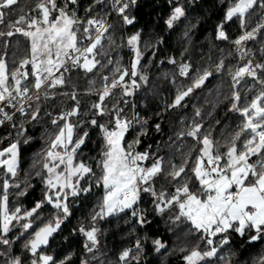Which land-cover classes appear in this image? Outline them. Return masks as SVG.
<instances>
[{"label":"snow or ice","instance_id":"obj_1","mask_svg":"<svg viewBox=\"0 0 264 264\" xmlns=\"http://www.w3.org/2000/svg\"><path fill=\"white\" fill-rule=\"evenodd\" d=\"M168 3L171 12L165 23L172 29L185 18L186 9L180 0ZM78 4L79 0L23 5L21 0H0V25L7 29L0 30V127L14 130V135L0 136V264H71L72 254L57 259L46 249L73 215V198L94 188L101 189L102 196L90 217L91 226L78 228L85 237V252L92 255L81 264L99 259L98 220L124 214L129 216L126 223L134 220L140 228L151 224L149 210L141 207L145 197L150 198L152 214H168L173 225L187 226V232L180 228L191 238L190 244L179 248L185 264H233L234 235L246 237L249 244H264V43L259 61L248 46L264 42V0L226 2L215 39L235 47L243 63L234 69L224 58L201 69L183 59L179 64L175 57L168 60L189 83L176 88L165 111L186 107V99L214 73L227 71L230 92L225 99L239 122L217 139L196 108L190 122L181 119L183 127L173 129L167 141L143 151L139 149L141 137L148 134V120L135 111L130 98L148 84L142 61L149 43L137 31L117 44L116 25L109 23L116 16L123 25H134L131 9L137 0H92L83 17L78 15ZM17 10L18 15L10 18ZM233 21L240 34L230 40L225 25ZM15 36L22 39H8ZM125 46L132 53L128 65L111 55L112 49ZM74 74L85 77L83 94L96 97L87 106H82ZM171 82L176 84L175 76ZM58 98L71 105L49 110ZM45 123L51 127L44 129V145L32 170L22 177L21 146L33 140L28 126ZM92 129L98 130L101 145L96 156L84 152ZM155 130L161 131L160 123ZM33 178L43 185L42 200L24 209L19 200L35 187ZM45 205L53 209L47 218L41 215ZM21 238L22 251L16 254L13 245ZM151 243L157 253L167 248L158 238ZM142 253L141 240L136 239L133 247L119 253L116 264H141ZM253 264H264V252Z\"/></svg>","mask_w":264,"mask_h":264},{"label":"trees","instance_id":"obj_2","mask_svg":"<svg viewBox=\"0 0 264 264\" xmlns=\"http://www.w3.org/2000/svg\"><path fill=\"white\" fill-rule=\"evenodd\" d=\"M26 2L34 3L35 0H21V5ZM58 2L62 3V0H58ZM180 2L185 6L186 16L172 29H169L165 23L171 12L168 0H137L136 6L131 9V15L136 18L134 25L125 26L116 16L109 19V23L116 25L113 35L117 44L137 31H141L142 40L149 43V48L145 50V58L142 61L143 71L149 78L148 84L141 87L134 98H130L134 99L136 103L135 111L142 118L148 120V134L141 137L140 151L145 150L149 145L155 148L157 144L167 141L169 136H172L173 129L179 130L183 127L180 123L181 119L190 122L196 108L201 109L205 128H211L213 136L217 139L230 126L239 122L238 115L228 111L230 102L225 99L230 92V76L227 71L219 74L214 73L201 89L195 90L186 99V107L165 111V106L172 101L176 88L181 83L184 85L189 83L187 79L178 76L177 66L168 63L169 58L175 57L177 64L183 59L190 62L195 69L213 66L220 58H224L225 64L233 69L243 63L238 59L236 49L229 41L215 39L216 26L224 19L227 0H180ZM91 3L92 0H79L78 15L83 17L85 15L83 10ZM98 11L102 12L104 9H98ZM17 15L18 10L13 12L10 18H15ZM0 30L6 31L7 29L0 25ZM225 31L230 40L235 39L240 34L238 22L233 21L226 24ZM185 32L188 33L187 37ZM8 39L15 42L22 38L15 36ZM261 43L264 42H249L248 45L257 61L261 59L259 51ZM153 52H155L154 57ZM111 55L115 59H120L124 65H128L132 57L126 46L112 49ZM165 74H167V78H165ZM174 76L176 84L171 82ZM72 80L81 93L82 106H87L96 99L95 96L83 94L87 87L83 74L79 76L74 74ZM248 83L251 81L249 80ZM62 105L70 106L71 101L58 98L56 107L49 110L59 111ZM131 112L132 110L129 109V114ZM217 120L220 121L219 124H216ZM156 123L161 124L160 132L155 130ZM50 127V123H45L42 126H28V135L32 136L33 140L31 143L21 146L20 175L22 177L26 172L32 170L33 160L44 145L42 139L44 129ZM10 134L14 135V130L10 127L0 129V136ZM90 135L91 140L87 143L84 152L88 156H96L101 147L98 130H90ZM134 136L135 132L130 133L127 139L131 141ZM31 182L35 187L29 189L28 195L19 200L24 209H31L36 202L42 200L43 185L38 178H33ZM101 196L102 190L94 188L86 196L82 194L78 198H73L71 203L73 215L65 221L61 230L50 240V246L46 249L48 254L56 256L57 259H63L64 256L72 254L71 264H81L82 259H90L92 254L85 252L83 247L85 237L78 231V228L81 224L85 227L91 226L90 217L93 214L96 201ZM141 207L149 210L148 218L151 220V224L145 225L143 228L136 225L134 220L126 223L129 216L124 214L96 222V226L100 229L98 236L100 244L99 251L95 255L99 259L91 261V264H100L101 261H104L105 264H109V262L116 264L119 253L125 248L133 247L136 239H140L143 245L141 264H185L182 259L183 253L179 251V248L185 243L190 244L191 242V238H186L184 235V232H187V226L184 224L178 227L173 225L168 219V214L163 217L152 214V205L148 197L144 198ZM52 213L53 209L49 205H45L41 210V215L45 218ZM180 228H183L184 232H181ZM157 238L167 245V248L162 249L159 253L155 251L151 243ZM23 243L24 238H21L13 245L16 254L21 253ZM230 250L235 253L231 257L233 264H253V261L264 252V244L260 242L249 244L246 237L242 239L234 235ZM228 251L229 248L226 247L224 252Z\"/></svg>","mask_w":264,"mask_h":264},{"label":"built area","instance_id":"obj_3","mask_svg":"<svg viewBox=\"0 0 264 264\" xmlns=\"http://www.w3.org/2000/svg\"><path fill=\"white\" fill-rule=\"evenodd\" d=\"M109 19H110V18H109ZM127 49H128V48H127ZM128 53L132 55V53L130 52V50H129V49H128ZM1 128H2V127H0V129H1ZM139 150H140V149H139Z\"/></svg>","mask_w":264,"mask_h":264},{"label":"water","instance_id":"obj_4","mask_svg":"<svg viewBox=\"0 0 264 264\" xmlns=\"http://www.w3.org/2000/svg\"><path fill=\"white\" fill-rule=\"evenodd\" d=\"M55 236V235H54Z\"/></svg>","mask_w":264,"mask_h":264}]
</instances>
